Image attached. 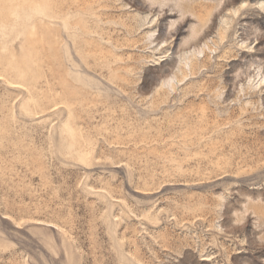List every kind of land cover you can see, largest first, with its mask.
I'll return each instance as SVG.
<instances>
[{
  "label": "rangeland",
  "instance_id": "374dc122",
  "mask_svg": "<svg viewBox=\"0 0 264 264\" xmlns=\"http://www.w3.org/2000/svg\"><path fill=\"white\" fill-rule=\"evenodd\" d=\"M0 264H264V0H0Z\"/></svg>",
  "mask_w": 264,
  "mask_h": 264
}]
</instances>
